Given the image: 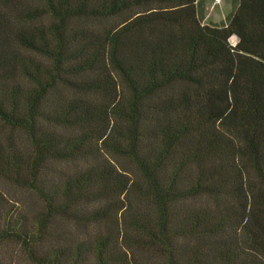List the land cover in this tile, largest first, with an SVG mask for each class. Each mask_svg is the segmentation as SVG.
Wrapping results in <instances>:
<instances>
[{"label": "trees", "instance_id": "16d2710c", "mask_svg": "<svg viewBox=\"0 0 264 264\" xmlns=\"http://www.w3.org/2000/svg\"><path fill=\"white\" fill-rule=\"evenodd\" d=\"M235 1L0 0V264H264V0Z\"/></svg>", "mask_w": 264, "mask_h": 264}, {"label": "rangeland", "instance_id": "374dc122", "mask_svg": "<svg viewBox=\"0 0 264 264\" xmlns=\"http://www.w3.org/2000/svg\"><path fill=\"white\" fill-rule=\"evenodd\" d=\"M235 0H200V6L204 10L205 20L207 24H223L227 21V17L233 12L236 6ZM235 40H233L234 42ZM12 197L16 199H26L29 203L36 206V201L29 194L16 189L4 188Z\"/></svg>", "mask_w": 264, "mask_h": 264}]
</instances>
